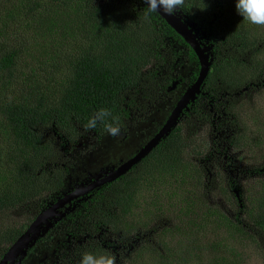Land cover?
<instances>
[{"label":"trees","instance_id":"1","mask_svg":"<svg viewBox=\"0 0 264 264\" xmlns=\"http://www.w3.org/2000/svg\"><path fill=\"white\" fill-rule=\"evenodd\" d=\"M145 7L142 0H0V217L35 211L24 226L0 222V261L45 202L63 189L73 168V146L85 136L106 135L102 127L84 131L96 110L110 109L123 128L128 120L138 119L153 104L157 90L169 86L161 77L179 56L168 39L181 43L199 64L159 15L144 20ZM46 9L62 20L47 18V24L40 19ZM176 16L198 33L202 49L211 52L200 90L207 101L192 106L198 95L193 97L140 163L54 214L81 204L71 218L78 229H66L74 240L69 263L76 258L80 264L82 250L102 247L117 256V264H145L147 253L163 264H228L222 263L223 253L211 259L221 245L227 248L222 237L226 233L250 245H264V165L240 169L236 163L240 155L264 151V129L248 128L264 97V27L240 18L235 0H187ZM19 20L38 38L57 29L60 37L55 43L38 42L40 53L32 54L33 44ZM60 42V55L52 54ZM53 81L58 90L44 93L40 84ZM26 82L36 87L26 97L9 98L7 89ZM245 179L258 180L249 201ZM172 182L185 193V234L190 239L193 231L195 252L188 255L192 251L187 250L170 260L158 253L164 241L157 239L167 230L169 217L160 210L150 213L143 205L138 212L137 197L141 190L153 194ZM211 198L229 210L211 207ZM113 244L124 245L123 257L103 246Z\"/></svg>","mask_w":264,"mask_h":264},{"label":"rangeland","instance_id":"2","mask_svg":"<svg viewBox=\"0 0 264 264\" xmlns=\"http://www.w3.org/2000/svg\"><path fill=\"white\" fill-rule=\"evenodd\" d=\"M50 10L46 9L43 15L41 14L40 18H43L44 21L46 20L47 24V18L52 19L55 16L60 17L59 15L50 12ZM58 17H56V20L60 21ZM19 21L24 27L26 34H29V40L31 44H33V48H31L32 54L40 53V51H38L40 46L38 42L44 44L55 43L60 37L61 32L57 29L55 32L46 33L43 37L39 36L40 38H38L36 35L30 33V29L26 28L21 20ZM194 35L198 41V33L195 32ZM168 41L171 44V50L178 54L179 58L173 64L169 73H166L161 77L162 80H168L169 86L166 91L162 92V90H157L153 104L149 103L148 108L138 119L132 118L128 120L124 125V130L120 137L113 138L106 134L101 138L95 139V136L91 134L81 138L69 152L70 159L73 161V168L67 175L63 189L45 202V208H42L36 217L43 210L52 205L54 200H59L64 195H67L80 187L104 179L105 176L118 168L121 164L127 162L139 150L147 145L163 127L176 104L194 83V75L199 72V64L192 60L191 56L185 51L184 46L178 41H172L171 39H168ZM61 43L62 42L55 46V49L52 50V54L55 53V55H60V48L62 47ZM205 48L208 47H204V50L210 67L212 55L211 52ZM34 83L35 82L18 83L12 86L7 89L9 92V98L13 100L14 98L26 97L32 89L36 87ZM40 85L45 89L44 93L56 89L58 90L59 88L58 83L54 81L51 84L44 83ZM261 100V102L257 103L258 106L256 105L255 111L251 114L253 122H248L249 130H253L254 132L257 129L259 131L264 129V124L261 122L262 116H264V97H261ZM197 101H207L206 94L199 93L197 98L193 101L192 106H194ZM262 157H264V151L257 153V150H254L246 155L238 156L236 163L241 167L240 169L248 167L251 164L264 165ZM206 176L208 175L206 174ZM245 180L246 181H243V186L245 196L249 201L250 197L255 195L257 190L256 181L258 182V180ZM175 184V182H172L162 190H156L153 194L145 192L148 190H141L137 197L140 201L139 209H137L138 212L141 213V211L144 210L142 207L143 205L150 213L153 212L154 214L160 210L163 215L169 217L168 222L164 225L167 230H165L163 234L158 235L157 239L159 242L164 241L163 248H159L158 253L163 252L162 256L170 257V260L173 257L183 256L187 250L193 252L188 251V255L194 254L195 252L193 248L194 246L192 245L193 242H191L194 241L193 231L191 232V236H188L190 239H187L185 234L187 233V222L185 219L186 210L183 205L185 193L182 189L180 190L179 187L175 186ZM209 201H211V207H217L218 205L223 212L229 210L226 204L222 203L220 200L217 201L214 198H211ZM80 208L81 204L76 203L65 212L54 215L46 224L37 229L32 238L12 256L8 264H60L63 259V264H76V258H74L72 263H69L68 261L69 258L73 257L70 246L72 245L71 242L74 240H70L69 235L66 234V229L67 227L73 230L74 228H76V230L78 229V226L72 223L71 218L79 214ZM34 214L35 211H33L31 215L29 210L12 212L1 216L0 222H3L4 226H24L30 222V218L34 216ZM134 216L136 217V220H139L141 217H139L137 212L134 213ZM222 237L227 240V248H220L223 246L221 245L216 251H214L211 259L217 254L223 253L220 257L222 263L225 261L228 262V264H264L263 243L259 246L250 245L248 244L250 242L238 240L237 237H231L228 233ZM121 243L123 244V242ZM103 246L113 252H120V257L125 255L124 252L126 251V248H123L124 245L113 244V246ZM63 249H65V251H63ZM143 259L145 264L165 263L156 259L151 253L145 254Z\"/></svg>","mask_w":264,"mask_h":264},{"label":"water","instance_id":"3","mask_svg":"<svg viewBox=\"0 0 264 264\" xmlns=\"http://www.w3.org/2000/svg\"><path fill=\"white\" fill-rule=\"evenodd\" d=\"M145 3V0H142ZM160 18L165 21V23L171 27L180 37L181 39L190 47V49L194 52L197 57L199 63V74L196 81L191 85V87L186 91V93L181 97L166 123L160 129V131L150 140V142L145 145L138 154L121 165L118 169L111 172L102 180H97L92 182L86 186L80 187L67 195H64L61 199L47 207L43 210L37 217L32 221V223L28 226L26 231L17 239L14 245L8 250V252L3 256V259L0 261V264H7V261L17 253L27 242L32 238L33 234L36 230L41 227L43 224H46L60 208L64 207L68 203L92 192L94 189L99 188L102 185H105L109 182H112L127 173L132 167L140 163L143 158H145L153 148H155L160 140L170 132L173 128L179 114L182 109L187 105V103L196 95L200 93L201 87L208 75L209 72V63L207 57L205 55V50L202 49L201 45L198 43L195 35L189 29L186 23H184L179 17L168 16L164 13L159 14ZM49 219V220H48ZM32 235V236H31Z\"/></svg>","mask_w":264,"mask_h":264},{"label":"clouds","instance_id":"4","mask_svg":"<svg viewBox=\"0 0 264 264\" xmlns=\"http://www.w3.org/2000/svg\"><path fill=\"white\" fill-rule=\"evenodd\" d=\"M186 2L187 0H145L146 7L142 10V15L145 21H151L154 15L161 13L175 16L179 10L184 8ZM205 8L200 10H205ZM235 12L247 24L264 27V0H235ZM98 127H102L104 132L113 138L120 137L123 132L122 123L108 108L96 110L87 119L84 131H93ZM79 257L80 264H117V256L102 247L82 250Z\"/></svg>","mask_w":264,"mask_h":264},{"label":"flooded vegetation","instance_id":"5","mask_svg":"<svg viewBox=\"0 0 264 264\" xmlns=\"http://www.w3.org/2000/svg\"><path fill=\"white\" fill-rule=\"evenodd\" d=\"M176 105H177V104H176ZM139 151H140V150H139ZM139 151H138V152H139ZM138 152H137L133 157H135V156L138 154ZM133 157H132V158H133ZM132 158H130V159H132ZM130 159H129V160H130ZM129 160H128V161H129ZM125 163H126V162H125ZM123 164H124V163H123ZM123 164H121V165H123ZM121 165H120V166H121ZM120 166H119V167H120ZM119 167H118V168H119ZM118 168H116V169H118ZM116 169H115V170H116ZM115 170H113V171H115ZM113 171H112V172H113ZM109 174H110V173H109Z\"/></svg>","mask_w":264,"mask_h":264},{"label":"bare ground","instance_id":"6","mask_svg":"<svg viewBox=\"0 0 264 264\" xmlns=\"http://www.w3.org/2000/svg\"><path fill=\"white\" fill-rule=\"evenodd\" d=\"M68 250V249H67Z\"/></svg>","mask_w":264,"mask_h":264}]
</instances>
